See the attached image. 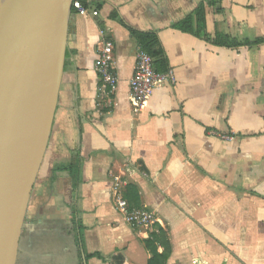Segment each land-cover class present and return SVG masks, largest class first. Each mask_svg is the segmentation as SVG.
I'll list each match as a JSON object with an SVG mask.
<instances>
[{"label": "crops", "instance_id": "0c3cea01", "mask_svg": "<svg viewBox=\"0 0 264 264\" xmlns=\"http://www.w3.org/2000/svg\"><path fill=\"white\" fill-rule=\"evenodd\" d=\"M87 1L99 14L74 9L69 19L16 264H116L117 255L148 264L149 228L133 227L117 208V183L122 194L136 185L139 207L167 232L166 264H264V41L218 46L174 28L204 0ZM206 10L211 38H264V0H216ZM114 12L159 34L175 77L158 82L141 107L130 94L140 48ZM106 41L118 76L110 97L99 94L95 67ZM69 163L79 167L77 183L58 169Z\"/></svg>", "mask_w": 264, "mask_h": 264}, {"label": "water", "instance_id": "95a60500", "mask_svg": "<svg viewBox=\"0 0 264 264\" xmlns=\"http://www.w3.org/2000/svg\"><path fill=\"white\" fill-rule=\"evenodd\" d=\"M74 0H0V264H16L49 143Z\"/></svg>", "mask_w": 264, "mask_h": 264}, {"label": "trees", "instance_id": "16d2710c", "mask_svg": "<svg viewBox=\"0 0 264 264\" xmlns=\"http://www.w3.org/2000/svg\"><path fill=\"white\" fill-rule=\"evenodd\" d=\"M82 2L85 7H89L87 0H82ZM213 4H216V0H204L200 2L192 12L180 21L176 22L174 24V28L183 32H189L196 34L197 36H201L218 46L237 47L239 45H251L264 41V38H258L256 40L246 39L242 42H237L228 34L223 33H217L213 38H211L208 35L209 33L207 32L206 27V9L208 5ZM111 17L118 20L124 27H126L130 36L138 43L139 48L152 57L156 72L167 73L171 70L168 57L157 32L134 28L128 25L124 20L120 19L117 12H114ZM58 169L68 170L71 173V176L75 179V183L78 182V165L69 163L58 167ZM123 196L131 208L140 206L139 190L136 185L129 184L126 191L123 193ZM148 233L149 236L144 240L145 248L151 254L148 264H166L167 260L171 256L172 250L167 232L159 224L155 223L149 228ZM113 259L118 261L116 264H122L124 261V258L121 255H117L113 257Z\"/></svg>", "mask_w": 264, "mask_h": 264}, {"label": "built area", "instance_id": "2783aa9c", "mask_svg": "<svg viewBox=\"0 0 264 264\" xmlns=\"http://www.w3.org/2000/svg\"><path fill=\"white\" fill-rule=\"evenodd\" d=\"M73 10H77L81 15L91 13L94 16L99 14L97 9H90L83 5L82 0H74ZM114 43L106 41L99 51L95 67L99 75V94L102 97H110L114 93L118 83V76L113 68ZM175 81V77L170 70L167 73H158L153 65L152 57L139 49L137 53L136 67L130 80V94L134 105L141 107L151 95L155 85L161 81ZM224 138L232 139V136L225 135ZM115 204L118 209L125 214L126 220L133 227L150 228L157 222L155 214L141 207L131 208L121 192L120 183H117L113 191Z\"/></svg>", "mask_w": 264, "mask_h": 264}]
</instances>
